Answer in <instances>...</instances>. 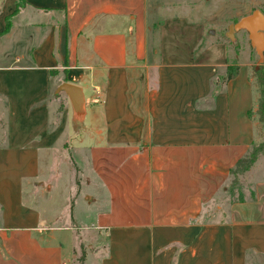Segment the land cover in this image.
Listing matches in <instances>:
<instances>
[{
    "label": "crops",
    "instance_id": "obj_1",
    "mask_svg": "<svg viewBox=\"0 0 264 264\" xmlns=\"http://www.w3.org/2000/svg\"><path fill=\"white\" fill-rule=\"evenodd\" d=\"M263 4L0 0V264H264L259 158L249 197L225 198L264 127L248 63L224 78L223 38ZM211 21L220 37L206 38ZM63 82L82 88L81 118ZM85 119L77 143H58ZM52 153L65 164L56 189Z\"/></svg>",
    "mask_w": 264,
    "mask_h": 264
},
{
    "label": "rangeland",
    "instance_id": "obj_2",
    "mask_svg": "<svg viewBox=\"0 0 264 264\" xmlns=\"http://www.w3.org/2000/svg\"><path fill=\"white\" fill-rule=\"evenodd\" d=\"M264 5V4H263ZM263 5H258L257 7L264 12V6ZM216 5L214 3H212V7H215ZM178 12V11H177ZM216 21V20H215ZM215 21H211L209 22V31H214L215 30V34L216 35H207L206 38H210V37H220V29H215V25L213 24ZM213 24V25H212ZM212 25V26H210ZM215 27V28H214ZM225 29V28H224ZM224 32L228 33V29H225ZM223 32V38L224 40L229 43L231 45V47H229V58H230V62L231 64H233V67H238L237 64V60L241 61L242 63H248V71H249V75L252 76L256 82V85L258 86V91L260 94V89H261V84H259L262 79V75L264 76V60L263 61H259V57L257 52L255 51L254 48L248 49L246 48V44L247 42L245 41V37L242 38L240 35H237V38H235V35L232 34V32H229L227 35L226 33L224 34ZM231 71H234L233 68L230 69ZM243 72H244V68H243ZM226 72L224 74V78H226ZM56 90V89H55ZM55 90L53 91V95L52 96H57L55 95ZM60 96L63 94L62 92L58 93ZM255 117L258 118L259 116L257 115V112H255ZM88 123V120L85 119L83 122H78L76 124L71 123V121H68V130L66 131L65 135L61 138V140L59 139L58 143L60 141H62V139H65V136L67 134L71 135V137L73 138L72 135H78L83 134L84 132V128H86ZM261 125H263V123L261 122ZM0 133L3 135L5 133V125H0ZM264 139V137H263ZM74 143H77L78 141V137L77 139L73 138L72 139ZM260 143V142H259ZM258 145V143L256 144ZM255 145V146H256ZM36 151V154L38 153V148L33 149V145H30L28 149H25V153L28 154H32L34 153L33 151ZM67 151V149H66ZM59 150L56 149V153H58ZM54 153V152H53ZM51 155V157L49 158L48 161V165L47 167L49 168L46 171V176L47 179L49 180V182H53L54 187L56 189V182H57V169H65V164H61L62 162H59V155L56 156V154ZM260 159V165L262 167H264V149L258 154V157ZM26 162V161H25ZM19 162V161H13L11 163H9V166L7 169L12 170L14 172L19 171V170H23V171H36L38 170L39 167V163H31V162ZM24 164V165H23ZM258 168H257V163L255 164L254 167H252L250 170L246 171L245 173L240 174H236L234 176H231L230 178V182H229V187L227 189V194L225 195L226 197H230L231 201L232 200H237L239 198V193L241 188H246L247 192L244 193V197H249V189L252 186V181L255 178V174H258ZM260 173V172H259ZM232 191V192H231ZM231 194H234L231 197ZM53 197H55V195L53 194ZM84 251V250H83Z\"/></svg>",
    "mask_w": 264,
    "mask_h": 264
},
{
    "label": "water",
    "instance_id": "obj_3",
    "mask_svg": "<svg viewBox=\"0 0 264 264\" xmlns=\"http://www.w3.org/2000/svg\"><path fill=\"white\" fill-rule=\"evenodd\" d=\"M244 30L248 34L251 46L258 54L259 61L264 60V13L259 10H253L249 15L237 20L229 27V32L234 34L237 31ZM56 92H64L73 107L74 113L78 118L84 114V97L82 88L71 82L61 83Z\"/></svg>",
    "mask_w": 264,
    "mask_h": 264
},
{
    "label": "trees",
    "instance_id": "obj_4",
    "mask_svg": "<svg viewBox=\"0 0 264 264\" xmlns=\"http://www.w3.org/2000/svg\"><path fill=\"white\" fill-rule=\"evenodd\" d=\"M22 6V3L20 4V1H17L16 3V7L13 11L12 14H14L15 12L18 11V9ZM10 27V20L9 18L6 19V24H5V28L2 32H6L8 31ZM233 68L234 71H231L230 69ZM238 72V67H233V66H228L227 67V74H226V78L227 79H231L233 78ZM261 84V89H260V97H259V101H258V107H257V115L259 116L258 119L260 122L263 123V127H264V76L262 75V79L261 81H259ZM264 149V141L259 143L256 146H253L251 148V150L248 152V154H246L244 157L240 158L237 160L235 166L233 168H231L230 170V175L234 176V175H238V174H242L245 173L246 171H248L252 165L254 164V162L256 161L258 154ZM232 192V191H231ZM234 194H231V197ZM243 194L240 192L239 193V198L238 200H243ZM234 201V200H233Z\"/></svg>",
    "mask_w": 264,
    "mask_h": 264
}]
</instances>
